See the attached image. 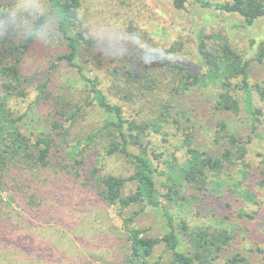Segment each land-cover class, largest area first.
<instances>
[{
  "label": "trees",
  "instance_id": "16d2710c",
  "mask_svg": "<svg viewBox=\"0 0 264 264\" xmlns=\"http://www.w3.org/2000/svg\"><path fill=\"white\" fill-rule=\"evenodd\" d=\"M17 1L0 0V15ZM45 2L49 8L37 17L32 30L23 36L14 33V38L5 36L8 44L0 52V264H37L36 255L32 253L36 252L38 246L48 253L49 240L44 243L36 240L31 233H22L27 224L33 225L34 222L26 218L24 214L27 212L18 198L31 188L32 200L29 198L27 203L36 206L46 200L47 195H42V187L63 185L66 179L63 171L58 169L46 175L41 172L42 168H48L53 163L54 148L60 147L62 161L83 167L88 148L100 136L109 138L108 153H121L134 165L131 175L120 177L102 174L101 167L95 164L88 181H95L101 198L114 205L116 215L121 220L118 229L127 235L129 246L121 264H204L203 252L208 249L207 244L216 245L215 251L221 252L232 242L234 234L227 229L192 232L186 220L175 218L171 208L182 193H189L193 186H203L210 175L221 172L235 163L236 159L243 158L244 153L238 147L240 137L228 130L226 115L240 112L236 92L238 88H242L245 93L253 128L260 120V115H263L262 109L255 106L253 88L264 103V40L257 49L254 62L239 46L233 47L228 40H222L210 49L205 37L199 35L195 49L202 59L201 64L197 65L204 68L200 72L189 62L192 60L191 52H188L189 47L184 41L170 44L175 37L171 26L159 20L145 19L143 12L135 17L137 11L130 21L139 30L147 27L145 40H134V45L129 44L119 60L111 56L104 65L106 59L97 51L100 36L85 14L82 0ZM122 2L114 10L117 16L125 15L134 6L133 0ZM172 2L175 8H186V0ZM197 2L205 9L237 14L248 25L264 19V0ZM134 7L139 10V7ZM49 20L54 24L52 37L57 46L56 51H53L51 66L44 72L47 77L38 82L37 76L43 73L34 71L33 74H27L23 65L33 47L42 40L41 34ZM107 32L113 38L117 35L115 30ZM121 33L122 36L132 35L128 28ZM151 36L167 44L146 42ZM62 64L75 71L77 83L72 87L82 86L88 91L89 97L84 104L73 106L57 99L52 100L53 94L48 90L49 72L51 68H59ZM104 68H107L106 71ZM254 74L262 78L252 84ZM115 77H122L129 83L125 99L132 104L131 113L114 100L106 86V79ZM140 100L152 105L150 110L156 109L152 116L143 115L147 107L134 108V104ZM16 101L23 104L13 105ZM86 104H95L101 110L105 116L104 123L83 140L70 142L64 138L68 126ZM43 108L47 109V113H43ZM29 112L31 119L39 115L40 123L37 126L43 128L36 127L30 132L23 129ZM42 116L48 117L47 122ZM204 124H212L210 128L216 134L221 152L205 148L200 136L209 127ZM152 132L179 136L180 149L185 155L183 160L177 155L173 156L174 163H171L166 181L163 180L161 185L157 183L155 160L144 143ZM60 139H63L62 143ZM100 159L101 156L97 154L96 161ZM80 171L76 169L77 174ZM27 179L33 183L28 184ZM128 180L135 181L136 188L126 194L124 186ZM62 193L60 189H50L52 195L59 196ZM182 197L186 198L184 195ZM35 198L40 199L36 201ZM135 205L139 207L130 214L125 213L126 209ZM31 206L28 209H37ZM145 213L157 218L163 229L160 236L146 234L144 228L136 225L137 219ZM70 231L73 232L72 229ZM60 239L53 245H57L58 251L64 254L67 250L65 246L73 244L75 240L69 234H63ZM161 244L164 248L156 256ZM263 248H259L261 252ZM167 253L170 254L169 259H166ZM233 257L236 260L237 255ZM62 260L53 261L48 256L42 258L40 263L60 264ZM261 260L263 262L264 255Z\"/></svg>",
  "mask_w": 264,
  "mask_h": 264
},
{
  "label": "rangeland",
  "instance_id": "374dc122",
  "mask_svg": "<svg viewBox=\"0 0 264 264\" xmlns=\"http://www.w3.org/2000/svg\"><path fill=\"white\" fill-rule=\"evenodd\" d=\"M82 2L87 18L100 36L97 51L100 52L103 59H106L104 65L111 56L119 60L123 51L128 49V45H134V40L138 38L145 40V36L148 34L147 27H142V30H139L130 21L137 11L135 17L143 12L145 19L159 20L171 26L175 37L170 44L178 42V40L184 41L186 47H189L188 52H191L192 60L189 62L197 70H201L200 72L204 71V68L198 66L202 59L197 55L195 49L199 35L205 37L210 49L215 48V45L220 41L228 40L233 47L239 46L249 59L253 58L254 62H256L254 58L257 49L264 40V19L248 25L237 14H225L219 10L202 8L197 0H186V8L183 10L175 8L172 0H133V5L139 7L140 11L133 6L123 16H117L114 13L115 8L123 4L122 0H82ZM48 8L45 0H18L15 5L1 14L0 52L8 44L4 39L5 36L14 38V33L21 36L27 35L35 25L37 17ZM111 18H113L112 22ZM125 28H128L132 35L122 36L121 32ZM110 29L116 31V37L113 38L107 32ZM53 31L54 24L49 20L41 34L40 39L42 40H39L33 47L23 65V70L27 74H33L34 71L43 73L37 76L38 82L44 81L43 78L47 77V73L44 74V72L49 70L53 54L56 51L57 42L53 40ZM146 42L150 44L157 42L158 45L167 44L154 36H151ZM114 59L113 61L116 62ZM106 69L103 70L106 71ZM49 75L48 90L53 94V101L57 99L60 102L76 106L84 104L88 100L89 94L84 87H72L77 83L72 67L62 64L59 68H51ZM260 78L262 77H257L254 74L251 80L252 84L260 81L258 80ZM128 84L127 80L122 77L106 79V86L113 94L114 100L123 104L131 113L130 105L132 104L126 102L125 99ZM253 89L255 106L260 107L263 111L256 127L253 128L252 114L248 110L242 88H238L236 91L240 112L226 115L228 130L240 137L238 147L244 153L243 158L236 159L235 163L225 167L221 172L210 175L203 186L200 185L199 188L193 186L189 193H182L171 208L175 218L186 220L192 232L202 229L208 231L227 229L234 234L232 242L221 252L215 251L216 245L207 244L208 249L206 248L207 250L203 252L204 264H264V260L263 262L261 260L264 255V244L262 243L264 242V103L257 96L256 89ZM12 104L21 106L23 102L16 101ZM134 106L135 109H139V106L147 107L143 112V115L147 116H152L153 111L156 110H150L152 105L144 103V101L138 102ZM43 113H47L46 108H43ZM30 114L31 112H29V118H25L28 121L23 124V129L30 132L37 128H43L37 126L40 123L39 115H36L35 119H31ZM47 118L42 116L44 122H47ZM104 119V114L95 104H86L77 118L69 124L68 133L64 138L70 142L78 139L83 140L90 132L102 126ZM204 126L209 127L208 130H203L200 136L206 146L204 147L221 152L216 134L210 128L212 124H204ZM59 141L62 143L63 139ZM108 141V137L102 136L95 139L92 147L87 150L83 167L72 166L71 163L62 161L60 147H55L53 163L48 168H42L41 172L46 175L48 172L58 169L63 171V176L66 179L63 185L53 187L51 184L42 187V195H47V198L42 200L39 205H32L37 209H28L32 204L27 203L29 198L32 200V189L29 187L30 189L26 192L22 188L25 192L21 194L20 198H17L27 212L24 214L26 218L34 222L33 225L27 224L22 233H31L36 240H41L44 243L49 240L48 253L40 250V246L36 247V252L32 253L36 255L37 264H42V262L40 263L41 259L48 256L53 261L61 258L67 260L66 262L60 261V264H121L127 255L129 242L126 233L118 229L121 220L116 215L114 205L101 198L100 189L95 186V181L88 182L90 171L95 164L101 167L100 172L104 175L127 177L134 172L133 163L123 154L107 152ZM180 141L179 136L171 137L165 133L156 132H152L144 141L158 168L157 183L159 185L163 180L166 181L171 163H174L173 156L177 155L181 160L185 158L182 149H180ZM95 152L101 156L98 162ZM236 162H238L237 165ZM76 169L81 170L79 174L76 173ZM26 182L33 183L29 179ZM51 188H54V191L60 189L63 193L59 196L52 195L53 193L50 194ZM135 188V181L128 180L125 183L124 192L129 194ZM23 194L25 195L23 196ZM182 195L186 198H183ZM138 207V205L131 206L125 210V213L130 214ZM136 225L144 228L146 234L149 235L160 236L163 233L157 218L151 213H145L139 217ZM63 234L72 236L75 240L73 244L78 245L65 246L67 250L61 254L57 249L58 246L53 243L61 240ZM163 248V244L157 248L156 256L162 252ZM259 248H263V251L261 252ZM234 255H237L236 260L233 259ZM166 256V259H169L170 254L167 253Z\"/></svg>",
  "mask_w": 264,
  "mask_h": 264
}]
</instances>
